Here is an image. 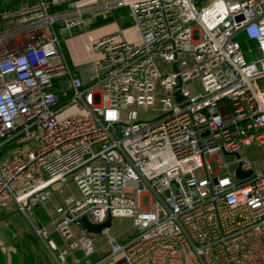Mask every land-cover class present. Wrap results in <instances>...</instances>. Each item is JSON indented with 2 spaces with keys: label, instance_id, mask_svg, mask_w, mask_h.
Masks as SVG:
<instances>
[{
  "label": "built area",
  "instance_id": "2783aa9c",
  "mask_svg": "<svg viewBox=\"0 0 264 264\" xmlns=\"http://www.w3.org/2000/svg\"><path fill=\"white\" fill-rule=\"evenodd\" d=\"M57 3L0 11V209L52 204L58 264H100L77 220L108 214L132 218L123 242L101 233L128 264H264V156L247 152L264 154V0ZM97 16L125 25L91 44L108 66L85 82L62 31Z\"/></svg>",
  "mask_w": 264,
  "mask_h": 264
},
{
  "label": "crops",
  "instance_id": "0c3cea01",
  "mask_svg": "<svg viewBox=\"0 0 264 264\" xmlns=\"http://www.w3.org/2000/svg\"><path fill=\"white\" fill-rule=\"evenodd\" d=\"M38 1L0 0V11L18 10L23 4H35ZM58 1L59 3L53 7L54 10L64 8L70 0ZM60 5L63 6L59 8ZM96 18L87 26L63 30L64 46L68 59L74 66L82 59L79 49L82 52L87 50V54L92 56L91 44L98 37L117 29L122 24L125 25V22L121 23V20L110 17L111 22L94 26L92 23ZM83 80L85 81L84 78ZM52 207L53 205L49 204L47 208ZM47 208L44 205H39L30 211L28 215L19 211L15 205L0 209V264H58L47 244L49 239H54L60 243L59 237L53 232V228L49 224ZM35 226H46L47 233L43 236L38 235ZM111 233L120 236L119 238L124 241L129 239L125 236V232L113 233L111 231ZM122 235H124V238H121ZM97 237L100 240V243H96L98 250L91 256L94 262L102 261L100 264H128L121 254L111 256L110 247L108 249L109 245L106 244V235L100 233L95 238Z\"/></svg>",
  "mask_w": 264,
  "mask_h": 264
},
{
  "label": "rangeland",
  "instance_id": "374dc122",
  "mask_svg": "<svg viewBox=\"0 0 264 264\" xmlns=\"http://www.w3.org/2000/svg\"><path fill=\"white\" fill-rule=\"evenodd\" d=\"M62 35L64 36V33L62 31ZM79 53L82 57L81 61H79V63L74 66L76 71L81 75L82 79H85V82H88L92 77H95L99 74H102L105 72L107 66H108V62L106 61H102V67L98 68V69H93L91 67L92 65V60L94 59L93 56H89L87 54V50H84L83 52L81 51V49H79ZM254 84L256 85L257 89H264V75L258 77L255 81ZM189 88L191 91H197L199 90L200 86L198 83H193L189 85ZM158 116V111H156L155 109H149L146 111H140L139 112V117L145 120H151L155 117ZM247 152L249 153L250 156L253 157H262L264 156V154H262L261 152H259L257 150V148L255 147H249ZM111 231L113 233H123L125 232V236L127 238H131L132 236L135 235L136 231L133 227L132 224V218L130 217H113V221H112V229ZM96 237V236H95ZM120 237V236H118ZM121 238H124V235H122ZM120 239V238H119ZM120 241H124L122 239H120ZM95 242L96 243H100L99 238H95ZM109 249V246H108Z\"/></svg>",
  "mask_w": 264,
  "mask_h": 264
},
{
  "label": "water",
  "instance_id": "95a60500",
  "mask_svg": "<svg viewBox=\"0 0 264 264\" xmlns=\"http://www.w3.org/2000/svg\"><path fill=\"white\" fill-rule=\"evenodd\" d=\"M176 96L180 98L179 92H176ZM236 174L237 176H245L250 174V171L243 172L239 167L236 171ZM77 222L82 228L86 229L88 232L100 234L103 232V230L112 226V216L111 214H108L107 219L101 223H93L88 219L87 216H82L77 220Z\"/></svg>",
  "mask_w": 264,
  "mask_h": 264
},
{
  "label": "trees",
  "instance_id": "16d2710c",
  "mask_svg": "<svg viewBox=\"0 0 264 264\" xmlns=\"http://www.w3.org/2000/svg\"><path fill=\"white\" fill-rule=\"evenodd\" d=\"M62 6L63 5H60L58 7L60 8ZM111 21H112V19L110 17L103 18L101 16H98L96 18V20L92 23V25L98 26V25L105 24V23H108V22H111ZM237 39L240 41L241 46L244 49L247 47V45H252V46H255L256 45L255 41L249 39L244 33L238 34L237 35Z\"/></svg>",
  "mask_w": 264,
  "mask_h": 264
}]
</instances>
